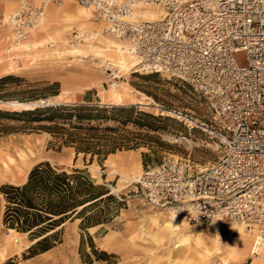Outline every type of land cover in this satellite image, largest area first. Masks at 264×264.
I'll use <instances>...</instances> for the list:
<instances>
[{
	"label": "rangeland",
	"instance_id": "374dc122",
	"mask_svg": "<svg viewBox=\"0 0 264 264\" xmlns=\"http://www.w3.org/2000/svg\"><path fill=\"white\" fill-rule=\"evenodd\" d=\"M0 2L3 3L0 13L15 12L18 9L19 0ZM63 3L69 4L68 9L55 8L59 10L55 16L48 19L44 16V26L36 29L33 27L27 41L16 46L13 45L10 27L0 25V71L4 72L0 77L13 75L20 79L8 84L4 91L41 89L57 82L58 94L38 101H80L79 103L94 106L133 105L139 110L161 116L162 120L158 123L164 130L154 132L129 124L126 128L131 135L137 136L135 133L138 132L147 135H140L143 145L136 149L110 153L104 161L99 162L96 157L91 160L89 154L76 153L71 147L62 146L58 149L57 145L49 143L51 137L48 133L32 128L33 125L25 126L11 120L2 121L6 132L0 133V163L2 165V162H6L8 172L4 173L0 169V186L5 183L22 184L34 164L47 160L67 171L75 168L84 170L95 184H104L113 199L108 202L109 212L104 214L106 220L112 221V228L103 237L94 234L95 228L92 227L97 225L88 227L89 232L96 236L93 237L87 228L82 230L79 227V220H75L66 224L61 243L47 252L28 257L27 247L30 242L27 236L15 230L9 232L2 224L5 201L0 193V264H88L83 262L85 257L79 250L81 238L84 241L83 251L90 253L93 259L90 264H107V261L94 259L90 252L89 236L95 249L113 254L109 259L113 264H209L211 260L199 259L184 250L171 253L173 238L170 235L165 236L158 224H148L143 233L140 231L139 225L148 214H159L161 222L162 216L167 217L169 212L167 208H155L149 204L136 184L139 175L147 166L159 163L166 156L173 155L183 160L190 173L202 170L218 159L222 147L215 131L210 127L211 115L206 100L184 82L164 74L138 72L132 68L123 74L117 67H111L101 54L113 53L105 48L103 42H99L107 33L102 30L103 34L100 36L91 35L86 39L84 35L92 31L95 22H84L85 19L77 17V13L76 18L72 16L74 10L76 11L74 7L80 8L76 2L64 0ZM53 7L57 6L47 5L44 12ZM74 32L82 33L85 39L70 43L69 37ZM29 43L31 47L27 48ZM72 49H79V52L74 53ZM113 81L125 87V93L117 102L107 98L108 88ZM52 90L55 88L47 91ZM153 102L157 106L152 105ZM30 106L29 103L0 100V108L3 110H20ZM186 137L192 140L189 147L181 142ZM102 206L107 205L101 203L100 207ZM127 216L132 217L128 220V229L121 232L118 230L120 222ZM244 230L247 231L245 228ZM220 232L222 239L229 240L232 235L237 234V229L225 228ZM8 240L13 242L12 246ZM255 251L257 253L258 249L254 244L245 243L239 250V258L229 264L251 262ZM213 257L216 260L217 256Z\"/></svg>",
	"mask_w": 264,
	"mask_h": 264
},
{
	"label": "built area",
	"instance_id": "2783aa9c",
	"mask_svg": "<svg viewBox=\"0 0 264 264\" xmlns=\"http://www.w3.org/2000/svg\"><path fill=\"white\" fill-rule=\"evenodd\" d=\"M75 1L90 7L105 32L127 44L136 58L133 71L180 80L206 100L221 155L193 173L173 155L147 166L136 183L145 200L177 211L194 209L179 211L191 223L242 224L263 244L264 0ZM60 2L19 0L18 10L6 17L14 40L26 38L45 7ZM139 3L160 15L135 20ZM83 38L80 32L69 37Z\"/></svg>",
	"mask_w": 264,
	"mask_h": 264
},
{
	"label": "trees",
	"instance_id": "16d2710c",
	"mask_svg": "<svg viewBox=\"0 0 264 264\" xmlns=\"http://www.w3.org/2000/svg\"><path fill=\"white\" fill-rule=\"evenodd\" d=\"M18 77H0V100L29 103V108L3 110L0 108V133L6 132L2 121L11 120L25 126H32L50 135V144L71 147L76 153L90 155L99 162L110 153L120 150L136 149L143 145L142 132L131 135L126 128L132 124L136 128L158 132L164 130L155 116L130 105L94 106L79 103L35 104L49 95H57V82L37 89L25 88L12 92L4 91L10 83L19 81ZM49 88L55 90L47 91ZM110 122L112 124H110ZM145 157L146 155L143 154ZM146 164V160H144ZM5 206L2 224L27 236L30 245L28 257L46 252L62 242L66 224L79 220L83 230L99 223H106L105 212H109L108 202L113 195L104 184H95L82 169L67 171L44 160L34 164L22 184L5 183L0 186ZM106 203V207H100ZM90 252L95 260L113 264L105 250L95 249L88 237ZM81 238L79 250L83 262L92 263L90 253L83 251Z\"/></svg>",
	"mask_w": 264,
	"mask_h": 264
},
{
	"label": "bare ground",
	"instance_id": "6f19581e",
	"mask_svg": "<svg viewBox=\"0 0 264 264\" xmlns=\"http://www.w3.org/2000/svg\"><path fill=\"white\" fill-rule=\"evenodd\" d=\"M71 1L76 2L75 0H71ZM63 2L64 0H62V2H60L57 5L56 4H53V5H56L58 8L61 6L63 8L64 7L66 8L69 4L66 5ZM76 3L80 6V8L74 7L76 8V11L74 10L73 12L74 15L72 16L76 18V15L78 14L77 17H82L83 19H85L84 22H88V21L95 22L92 25L93 27L92 31L84 35L85 38L88 39L89 36L91 35L100 36L101 33L103 34V32L105 31L104 30L105 26H103L104 23L100 20L98 22L95 21L96 18L92 13L91 8L88 6L81 5L78 2ZM18 8H19V5H18ZM151 8L152 7L149 4L144 5L142 3H139L136 5V9L134 10L133 17L135 18V20H154L160 15V12L156 10L155 8H153L154 11L149 10ZM52 9L54 10L52 11ZM52 9H47L43 13V15L40 17V19L35 24L34 26L35 29L44 26L43 24L44 16H45V19L55 16L57 10L55 9V7H53ZM10 13H14V12H10ZM10 13L1 12V14L3 15V19L0 20L1 22L0 25L9 26L6 22V17ZM135 16L141 19H136ZM30 30L33 31L34 28L33 30L32 28ZM108 35L112 36L111 34L107 33V36L104 35L103 39L99 37L100 38L99 42L100 41L103 42L105 45V48H107L109 52L113 54L112 55L101 54V56L105 61L106 60L109 61L111 67H117L120 71H123V74H126L136 64V58H134V56L130 53V48L127 46L125 42H123L122 40H120L122 42H117L114 39L110 38ZM27 38L28 36L19 41H16L13 38V42H14L13 45L16 46L20 42L27 41ZM69 42L72 43L71 41ZM26 46L27 48H30L31 43L27 44ZM70 46L73 47V45H70ZM72 52L78 53L79 49H72ZM124 90H125V87L121 85V83L117 81H113L110 84V87L108 88L107 98L109 99V101L117 102L121 99L122 94L125 93ZM152 105L157 106L155 102H153ZM181 142L184 143V145L188 147L192 144V140L189 139L188 137L182 138ZM5 164H3L2 162V165H1L0 163V169H2L4 173H7L8 170ZM153 207L160 208L159 206H155V205H153ZM167 209H168L169 215L167 217L162 216L161 222L159 220V214H155V213L148 214L143 220V222L139 225V229L143 233L148 224H158L160 229L163 230V232L165 233V236L170 235L173 238L172 239V250L170 251L171 253L184 250L186 251V253L196 255L199 259H202V260L209 259L211 260L210 263L217 262L218 264H229L231 261H236V259L239 258V255H240L239 250L241 249V246L243 244L252 243L254 244V246H256V248L258 249V252L254 255L251 262L245 263L246 261H244L242 264H252V263L261 264L262 262H264V243L261 245L257 244L254 233L248 230L245 231L243 228L244 226L242 224L235 223V222H229L223 219H212L209 221L197 220L195 222H192L194 224H190V222H187L186 219L183 217V215L180 214L179 212L177 213L175 219L172 221L171 213L177 210L172 207H168ZM213 222L215 223L213 224ZM225 228L237 229V234L232 235L230 238L228 237L229 240L222 239V236L220 235L221 233L220 231L224 230ZM8 230L9 232L13 231L12 229H8ZM93 232L97 236V233H95V231ZM103 236L104 234L101 237ZM12 240L13 242L15 241L14 238ZM155 240L158 241L157 238ZM7 242L10 244V246L13 245V242H11L10 240H8ZM214 255L217 256L216 260H213Z\"/></svg>",
	"mask_w": 264,
	"mask_h": 264
},
{
	"label": "crops",
	"instance_id": "0c3cea01",
	"mask_svg": "<svg viewBox=\"0 0 264 264\" xmlns=\"http://www.w3.org/2000/svg\"><path fill=\"white\" fill-rule=\"evenodd\" d=\"M69 6V5H68ZM67 6V7H68ZM66 7V8H67ZM2 8H3V3L2 2H0V11L2 10ZM55 8H57V9H65V7L63 8L62 6L61 7H55ZM54 9H52V11H53ZM149 10H151V11H154V10H152V9H149ZM59 11V10H58ZM57 11V12H58ZM136 17V19H141V18H139V17H137V16H135ZM1 35L2 34H0V38H1ZM2 74H4V72H2V71H0V75H2ZM130 218H132L131 216H127L126 218H125V220L124 221H121L120 222V227H119V229L118 230H120L121 232H125L127 229H128V220H130ZM76 220H78V219H76ZM75 221V220H74ZM74 221H69L68 223H72V222H74ZM111 223H112V221H108V222H106V223H99V224H97V226H95V227H92V228H95V233H97V237H101L103 234H106L107 232H109L110 230H111V228L112 227H110L111 226ZM118 223V222H117ZM87 231L89 232V230H88V228H87ZM100 232H102V233H100ZM89 234L90 235H92L93 237H96V236H94V234H92V233H90L89 232ZM110 234V233H109ZM49 251V250H48ZM47 252V251H46Z\"/></svg>",
	"mask_w": 264,
	"mask_h": 264
},
{
	"label": "clouds",
	"instance_id": "9594fccd",
	"mask_svg": "<svg viewBox=\"0 0 264 264\" xmlns=\"http://www.w3.org/2000/svg\"><path fill=\"white\" fill-rule=\"evenodd\" d=\"M183 209H187L188 212H189L190 214H193V212H194V209H189V208H181V209H179L178 211H173V212L171 213V219H172V221L175 219L177 213H178L179 211L183 210ZM194 218L198 219V217H195V216H194ZM214 223H215V222H213V224H214Z\"/></svg>",
	"mask_w": 264,
	"mask_h": 264
},
{
	"label": "water",
	"instance_id": "95a60500",
	"mask_svg": "<svg viewBox=\"0 0 264 264\" xmlns=\"http://www.w3.org/2000/svg\"><path fill=\"white\" fill-rule=\"evenodd\" d=\"M46 103H49L47 100H45L44 102H42V101H38V102H36L35 104H46Z\"/></svg>",
	"mask_w": 264,
	"mask_h": 264
}]
</instances>
